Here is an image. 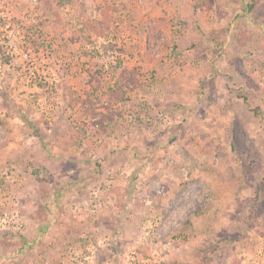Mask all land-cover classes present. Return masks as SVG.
<instances>
[{
  "label": "rangeland",
  "instance_id": "rangeland-1",
  "mask_svg": "<svg viewBox=\"0 0 264 264\" xmlns=\"http://www.w3.org/2000/svg\"><path fill=\"white\" fill-rule=\"evenodd\" d=\"M159 2L0 0V264H264V48Z\"/></svg>",
  "mask_w": 264,
  "mask_h": 264
},
{
  "label": "crops",
  "instance_id": "crops-1",
  "mask_svg": "<svg viewBox=\"0 0 264 264\" xmlns=\"http://www.w3.org/2000/svg\"><path fill=\"white\" fill-rule=\"evenodd\" d=\"M165 1L168 2L167 4L170 7V10H172V14H175L176 13L175 11H178V9H180V7H182L183 12L179 13L178 14L179 16L178 15L177 16L180 17L183 21H185L187 23H197L199 25H201L202 23L205 24L207 22L204 19V16L206 14L205 11L203 12V10L205 8L204 6H208V8H205V10H207V11L210 10L209 12H212L213 11L212 8H214V7H216L215 10L219 8V9H221V12H224V13H226V11L230 10L229 14L227 13L228 15H225L224 17H226L229 21L232 20L233 23H231V26H232L231 28H230V26H228L229 24H227V20L226 21L224 20L221 22L217 21L216 23H211L210 21H208V23L205 24L206 26L207 25L208 26L207 27L202 26L201 32L194 31V32H192V34H190V35H193V38H200L203 40V38H205V39L210 38L212 36V34H216L215 32H217L218 34L220 32H222L223 38L222 39L218 38V40H219V42L221 41L223 43L224 47L227 46L226 49H229V47H231L233 45H231V43L227 44V40L231 39V38H235V36H236L235 33L237 31L241 30L242 24L243 25L247 24L248 28H250L251 30L248 29V31H245V35H246L245 40H248V39L254 40V42L252 41L254 43L253 48H258L257 50L261 49V45L264 48V0H218V1H220L218 6H216V5L209 6L206 3L207 0H204V1L203 0H165ZM162 2H163V0H160L159 3H162ZM184 9H186V10H184ZM214 14H215V11H214ZM167 20H169V19H167ZM237 24H239L240 28H238L232 34V37H231L229 35V32H231V30L225 31V29H228V28L232 29L233 27H236L233 25H237ZM234 29H236V28H234ZM252 33H254V36L250 37V35ZM187 37H188V35H187ZM214 38H216V37H214ZM238 38L239 37H236V39H238ZM183 40H181V41H183ZM240 41H242L241 38H240V40L236 41V43L234 44L236 49L238 47H240V44L244 43V42H240ZM197 47L198 46L191 48V51H192L194 56L199 57V58H197L198 59L197 61L201 62V61H203V58H204L203 55H205V53H207L209 56L211 51L208 52V49L205 48L204 46H201L200 49ZM198 49L202 51L199 54L200 56H198V53H197ZM262 53H264V50Z\"/></svg>",
  "mask_w": 264,
  "mask_h": 264
},
{
  "label": "trees",
  "instance_id": "trees-1",
  "mask_svg": "<svg viewBox=\"0 0 264 264\" xmlns=\"http://www.w3.org/2000/svg\"><path fill=\"white\" fill-rule=\"evenodd\" d=\"M156 21V23H154V24H150V25H152L151 27H152V29H148V27L146 28V35L149 37V41L152 39V38H150L151 37V32H153V34H152V36H154V35H156V36H159V33H160V26H161V19L159 20V19H156L155 20ZM57 22V25H58V23H60L61 21L60 20H57L56 21ZM62 24V23H61ZM101 24L102 25H105V29H106V33L104 32V34H102V32H96V35L95 36H97V37H101V38H105V37H109V40H110V36L111 35H113L112 33L113 32H111V27H110V30H108V23H106V24H104L103 22H101ZM160 25V26H159ZM62 26V25H61ZM102 28H104V26H102L101 27V25H100V27L99 28H97V30H100V29H102ZM148 29V30H147ZM72 30H74V33H73V35L72 36H67L66 38H64V35H65V32H59V31H57V30H52V31H50L49 33H51V34H49L48 33V36H50L51 38H52V40H51V42L53 43V45H55L56 46V52H57V54L59 53V51L61 50V49H59V47L61 46V43H62V45H63V43L64 42H66V41H79L78 43H81L82 45H84L85 43H86V41H84L85 40V38H84V35L87 33L88 35H89V40L92 38V36H90L91 35V33H89L88 31L87 32H82V30H78L76 27H73L72 28ZM62 31H65V30H62ZM158 31H159V33H158ZM155 32V33H154ZM102 34V35H101ZM101 35V36H100ZM94 36V35H93ZM43 40H44V42H47V39L46 38H43ZM92 42H93V40H91ZM116 39L114 38V42H112L113 44H112V46L110 45V46H107V48L109 47L110 49H113V50H116L117 49V47L119 46L118 44H116ZM32 42H34V43H36L37 44V42H36V39H33L32 38ZM51 42H48V44L50 45V43ZM38 44H40V42H38ZM81 44H77V46H80ZM44 47H46V46H44L43 45V47L42 48H44ZM78 48V47H77ZM46 49H49V46L46 48ZM102 49V48H101ZM104 50L105 51H107V49L106 48H104ZM81 51V48H78V49H76L75 50V52L74 53H77V52H80ZM48 53H50L49 51H47ZM51 53L53 54V52L51 51ZM50 53V54H51ZM73 53V54H74ZM79 54V53H78ZM100 54H102V52H100V50H97L96 51V54L95 55H91L92 57H98V60L97 61H99L98 62V64H99V66L97 67V69H103V67H105V62H103L102 60H100L101 59V57H102V55H100ZM68 55L70 56V54L68 53ZM63 56H66V53H64V55ZM82 56V54H80V57ZM119 56V55H118ZM71 57V56H70ZM73 57V56H72ZM74 59V58H73ZM72 59V60H73ZM77 66H75V68H76ZM118 90H116V88H110L109 89V95L111 96L110 98H109V100H112V99H115L116 97H114L115 95H120L119 97H121V95H122V97L120 98V101H124L125 99H124V95H123V92H122V90H121V94H119L118 92H117ZM240 97H242V96H240ZM118 99L119 98H116V101H118ZM111 104V103H110ZM113 105H117V102H113L112 103ZM113 109V108H112ZM115 110V109H114ZM116 111V110H115ZM100 125H102L101 123H100Z\"/></svg>",
  "mask_w": 264,
  "mask_h": 264
}]
</instances>
